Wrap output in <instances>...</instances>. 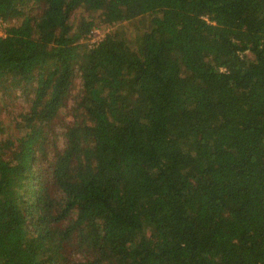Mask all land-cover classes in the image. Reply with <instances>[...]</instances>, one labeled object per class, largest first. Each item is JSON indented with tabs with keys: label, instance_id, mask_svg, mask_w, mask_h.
I'll list each match as a JSON object with an SVG mask.
<instances>
[{
	"label": "trees",
	"instance_id": "obj_1",
	"mask_svg": "<svg viewBox=\"0 0 264 264\" xmlns=\"http://www.w3.org/2000/svg\"><path fill=\"white\" fill-rule=\"evenodd\" d=\"M0 22V264H264V0Z\"/></svg>",
	"mask_w": 264,
	"mask_h": 264
},
{
	"label": "rangeland",
	"instance_id": "obj_2",
	"mask_svg": "<svg viewBox=\"0 0 264 264\" xmlns=\"http://www.w3.org/2000/svg\"><path fill=\"white\" fill-rule=\"evenodd\" d=\"M104 28H105V29H104ZM4 29H5V24L3 25V23H2V25H0V35H2V34L4 33ZM108 30H109V27H103L101 33L105 34ZM132 32H133V31L130 30L129 34H132ZM85 42H86V41H85ZM90 43H91V41H90ZM75 83L77 84V80H76ZM72 90H73V89H72ZM72 90H71V91H72ZM18 100H19V99H15L14 101H18ZM69 105H70V104H68V106H69ZM10 106H11V103H8V108H10ZM10 111L13 112L12 109H10ZM4 112H5L4 109H2L1 112H0L1 120H2L3 122H5V121L8 119V116H6V115L4 114ZM0 131H2L1 126H0Z\"/></svg>",
	"mask_w": 264,
	"mask_h": 264
},
{
	"label": "built area",
	"instance_id": "obj_3",
	"mask_svg": "<svg viewBox=\"0 0 264 264\" xmlns=\"http://www.w3.org/2000/svg\"><path fill=\"white\" fill-rule=\"evenodd\" d=\"M102 36H103V34L101 33L100 30H95L94 32H92V33L90 34V41H91V42H95V41H97L98 39H100V37H102Z\"/></svg>",
	"mask_w": 264,
	"mask_h": 264
},
{
	"label": "clouds",
	"instance_id": "obj_4",
	"mask_svg": "<svg viewBox=\"0 0 264 264\" xmlns=\"http://www.w3.org/2000/svg\"><path fill=\"white\" fill-rule=\"evenodd\" d=\"M0 24H1V22H0ZM103 34V33H102Z\"/></svg>",
	"mask_w": 264,
	"mask_h": 264
}]
</instances>
